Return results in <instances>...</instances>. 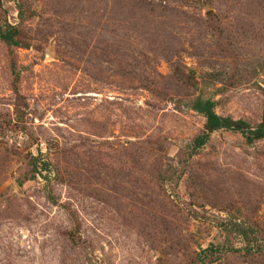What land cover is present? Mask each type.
Segmentation results:
<instances>
[{
    "label": "rangeland",
    "instance_id": "obj_1",
    "mask_svg": "<svg viewBox=\"0 0 264 264\" xmlns=\"http://www.w3.org/2000/svg\"><path fill=\"white\" fill-rule=\"evenodd\" d=\"M0 32V264H264V137L192 151L189 107L260 123L264 0H0Z\"/></svg>",
    "mask_w": 264,
    "mask_h": 264
},
{
    "label": "trees",
    "instance_id": "obj_2",
    "mask_svg": "<svg viewBox=\"0 0 264 264\" xmlns=\"http://www.w3.org/2000/svg\"><path fill=\"white\" fill-rule=\"evenodd\" d=\"M12 30V29H11ZM15 31L12 30L11 34L14 35ZM12 38L6 33L0 32V40L13 43ZM190 109L197 114H199L204 119L203 130L197 136H195L191 141V149L195 151L199 149L208 139L209 135L221 128H232L236 131H239L241 135H244V138L247 142L252 141V139H258L264 137V102L262 104L260 123L256 126L254 130H251L244 122L242 121H232L230 118H223L216 115L213 111V102L210 100H201L194 99L190 103ZM246 134V135H245ZM207 251L206 249L203 250Z\"/></svg>",
    "mask_w": 264,
    "mask_h": 264
},
{
    "label": "water",
    "instance_id": "obj_3",
    "mask_svg": "<svg viewBox=\"0 0 264 264\" xmlns=\"http://www.w3.org/2000/svg\"><path fill=\"white\" fill-rule=\"evenodd\" d=\"M264 131V128H263V130H262V132Z\"/></svg>",
    "mask_w": 264,
    "mask_h": 264
}]
</instances>
